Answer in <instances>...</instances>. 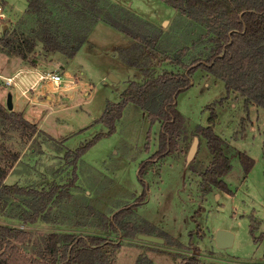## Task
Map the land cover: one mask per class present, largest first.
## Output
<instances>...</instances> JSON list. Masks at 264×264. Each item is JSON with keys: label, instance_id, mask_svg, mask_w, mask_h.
I'll use <instances>...</instances> for the list:
<instances>
[{"label": "rangeland", "instance_id": "374dc122", "mask_svg": "<svg viewBox=\"0 0 264 264\" xmlns=\"http://www.w3.org/2000/svg\"><path fill=\"white\" fill-rule=\"evenodd\" d=\"M45 2L53 31L64 45L75 47L70 59L43 50L36 35L37 17L25 13L27 0H0V74L27 69L35 76L20 90L8 89L0 77V104L6 109L10 92L12 110L37 129L32 133L17 118L12 123L0 117L3 183L36 190L57 185L70 194L50 202L33 223L21 219L29 211L27 196L0 198V224L29 232L30 242L22 251L41 255L47 234L58 232L116 241L114 264H179L190 256L197 257L198 264H264V108L245 105L237 92L227 93L220 78L201 69L193 71L192 85L177 96L186 138L148 168L143 176L145 201L124 219L142 233L123 237V231L116 233L109 226L110 217L133 204L144 189L139 165L156 151L160 123L128 102L108 134L101 120L105 108L120 101L129 81L142 82L164 69L183 72V65L206 57L212 47L207 24L190 20L163 0ZM113 20L130 28L135 38L116 29ZM124 58L137 65L126 64ZM48 73H58L62 82L38 81V75ZM109 74L119 81L109 80ZM212 112V130L226 142L230 156L231 168L221 177L223 189L201 185L200 174L211 154L205 138L194 133L208 125ZM94 137L73 168L71 152ZM194 137L197 155L186 162ZM234 151L253 159L247 173ZM72 179L74 186L68 187ZM217 230L233 234L232 246L216 247ZM138 234L163 242L144 241Z\"/></svg>", "mask_w": 264, "mask_h": 264}, {"label": "trees", "instance_id": "16d2710c", "mask_svg": "<svg viewBox=\"0 0 264 264\" xmlns=\"http://www.w3.org/2000/svg\"><path fill=\"white\" fill-rule=\"evenodd\" d=\"M95 5L98 0H91ZM108 3V0H101ZM165 3L186 15L194 22L206 23L209 38L212 42L208 54L204 58H197L188 65H183V72L162 70L158 75L146 76L142 82L129 81L120 94V101L109 103L101 117L108 126V134L114 130V122L121 115L126 103L131 102L148 112L150 121L160 123L158 147L156 151L139 165L138 179L143 185V191L133 204L120 209L109 219L110 228L116 233L123 231V237H133L142 233L132 223L124 219L133 212V209L145 201V183L143 176L148 168L157 160L173 153L178 148V142L186 138L185 123L177 109V96L192 85L191 75L194 70H205L225 85L227 93L237 92L245 105L256 104L264 108V0H163ZM115 8L121 9L117 4ZM47 5L45 0H27L25 13L37 17L38 28L36 35L47 52H60L68 58L75 53L73 44L64 45L55 32L51 19L46 16ZM113 26L126 36L135 38L130 28L119 25L115 20ZM23 42V41H22ZM10 40H6L8 46ZM32 46H27L31 51ZM124 62L136 66V61L126 58ZM179 61V60H178ZM179 65L182 62L179 61ZM0 117L14 123L17 118L20 125L29 128L32 133L37 131L34 123L24 118L21 112L6 111L0 104ZM207 126L197 127L195 135L203 136L211 154V160L206 169L201 172V185L206 188L215 185L226 188L221 177L231 168L230 156L226 142L212 130L214 114L209 117ZM99 136V135H98ZM97 136V137H98ZM97 137L73 153L72 165L78 157L90 146ZM238 156L243 170L247 173L253 165V159L245 152L234 151ZM6 172L0 169V198L13 195L28 197L27 206L22 221L33 223L42 218L46 207L55 199L70 196L67 190L57 185L48 190L24 188L17 184H4ZM75 179V174H74ZM72 179L69 186H74ZM166 234V233H160ZM29 232L17 227L0 224V264H114L112 253H117L119 246L116 241L100 236H86L51 232L46 236V251L39 256L28 255L21 247L28 244ZM195 256L185 258L179 264H198Z\"/></svg>", "mask_w": 264, "mask_h": 264}, {"label": "water", "instance_id": "95a60500", "mask_svg": "<svg viewBox=\"0 0 264 264\" xmlns=\"http://www.w3.org/2000/svg\"><path fill=\"white\" fill-rule=\"evenodd\" d=\"M108 78L109 80L113 82L119 81L118 78H116V76H114L113 74H109ZM5 105H6L7 110L11 111L13 109V98L10 92L7 93ZM197 146H198V137H194L193 142L187 153L186 162H190L194 158L196 151H197ZM137 236L141 240L148 241V242H158V243L163 242L162 238L155 237L152 235L138 234ZM233 238L234 236L231 232L224 231V230H217L214 235V242L217 248L224 249V248H228L232 246Z\"/></svg>", "mask_w": 264, "mask_h": 264}, {"label": "built area", "instance_id": "2783aa9c", "mask_svg": "<svg viewBox=\"0 0 264 264\" xmlns=\"http://www.w3.org/2000/svg\"><path fill=\"white\" fill-rule=\"evenodd\" d=\"M0 17H4V13L2 12V7L1 6H0ZM20 74H21V71L15 73L12 76L3 77L6 86L8 88L15 87V88L20 90V87L17 85V81H19L21 79ZM37 79H38V81L49 80L50 82H52L55 85H59L62 82V80H63L58 73H52V74L48 73L47 75L40 74V75H38ZM30 89H31V87L28 88L27 91L30 90ZM23 94H24V92H22V95Z\"/></svg>", "mask_w": 264, "mask_h": 264}, {"label": "crops", "instance_id": "0c3cea01", "mask_svg": "<svg viewBox=\"0 0 264 264\" xmlns=\"http://www.w3.org/2000/svg\"><path fill=\"white\" fill-rule=\"evenodd\" d=\"M26 7H27V4L25 5L24 4V9H26ZM2 12H4L3 10H2ZM5 17H6V14H5ZM4 25V24H3ZM67 59H70V58H67ZM61 67V66H60ZM62 68H64L63 66H62ZM21 71V74H20V77H21V79L19 80V81H17V85L21 88V84H26V83H29L30 82V79L32 78V77H35L33 74H32V72L30 71V70H27V69H18L17 71H15V72H13V73H11L10 72V75H2V74H0V77L1 78H3V77H9V76H12V75H14L15 73H17V72H20ZM25 71V72H24ZM66 72V71H65ZM30 74H32V75H30ZM66 74H68L67 72H66ZM8 88V87H7ZM9 89V88H8ZM17 89V88H16ZM18 90V89H17ZM197 152V151H196ZM195 155H197V154H195ZM195 157V156H194ZM211 160V159H210ZM210 162V161H209ZM209 164V163H208ZM208 166V165H207ZM206 166V167H207Z\"/></svg>", "mask_w": 264, "mask_h": 264}]
</instances>
